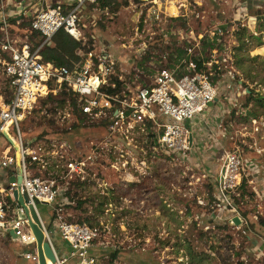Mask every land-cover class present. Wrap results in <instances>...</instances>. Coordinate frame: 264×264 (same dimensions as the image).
Returning <instances> with one entry per match:
<instances>
[{
	"label": "rangeland",
	"instance_id": "1",
	"mask_svg": "<svg viewBox=\"0 0 264 264\" xmlns=\"http://www.w3.org/2000/svg\"><path fill=\"white\" fill-rule=\"evenodd\" d=\"M124 1L117 0L116 11L87 6L82 15V43L91 44L95 53L111 55L116 63V75L129 85L130 91H136L144 83H150L157 70L168 65H160L157 60L138 68L139 50L147 45L143 42L150 41L154 27L142 32L133 13L135 3L128 0L125 6ZM174 1L164 0L162 6L159 4L162 11L169 13L167 21L186 14ZM196 1L198 17L189 15L184 18L189 28L184 20L185 26H180L188 28L196 38L204 36L203 41L210 40L214 45L212 50L199 46L191 54L199 59L207 58L212 64L206 71L212 74L210 79L214 83L221 84L220 93L224 85L233 84V89L230 86L224 93L233 107L230 118L223 123L231 125L223 150L238 151L242 158L258 166V174L243 176V190L239 187L236 191L237 195L243 192V196L232 197V206L247 217L251 230L244 234L245 225L241 224L242 229L232 227L230 219L234 216L228 221L222 219L233 212L215 198L221 160L213 161L216 166L213 175L206 176L203 169L206 165L210 169L212 162L204 165L202 159H196L192 164L188 160L171 159L159 149L155 152L149 129L146 134L132 136L129 145L120 140L104 145V125L91 124L83 117L76 120L69 99L61 106L62 98L56 96V100L37 105L19 123L20 130L26 138L65 141L72 147V155L83 158L93 144L102 146L94 149L97 159L90 162L80 177L57 183L66 189L62 198L65 204L69 203L62 210L63 218L72 223L87 219L84 225L98 229L99 238L93 251L99 254L102 264L114 252L115 264H264V256L253 246L260 240L256 235L264 240V0H252L251 10L247 12L253 15L251 21L245 12L232 16L235 7L240 9L239 0L234 1L235 7L226 0ZM172 5L177 7L175 14L169 10ZM30 17L28 14V19L11 29V33L19 46L26 44L34 49L40 38L29 29ZM165 21L162 20V27H168ZM220 27L225 33L215 40L213 31ZM159 43L153 51L155 59L168 52L174 63L175 57L183 56L182 51L195 42L181 44L171 35L168 46L160 48ZM213 65L222 76L216 75ZM1 71L0 67V108L10 98ZM217 99L222 101V95ZM2 143L8 144L0 136ZM6 174L9 179L10 172ZM36 207L42 219L49 216L48 205L36 203ZM43 221L48 227L49 222ZM33 246V243L23 246L7 234H0V264H37L23 257L34 251ZM63 255L59 253V257Z\"/></svg>",
	"mask_w": 264,
	"mask_h": 264
},
{
	"label": "built area",
	"instance_id": "2",
	"mask_svg": "<svg viewBox=\"0 0 264 264\" xmlns=\"http://www.w3.org/2000/svg\"><path fill=\"white\" fill-rule=\"evenodd\" d=\"M162 1L164 0H138L133 5V13L141 31L144 32L147 28L151 31L154 27L149 40L153 36H160V48L161 45L168 46L171 35L176 36L181 44L195 43L184 49L183 56L175 57L171 66L168 52L161 53L158 59L151 58L168 67L157 70L150 83L136 91H130L129 85L116 75L115 60L107 53L78 49L75 54L81 62L72 68L55 66L50 62H42L39 58V51L59 30L75 41H83V11L88 5H96L97 0H67L35 11L29 19V29L38 35L40 43L34 49L26 44L19 46L11 33L9 16L3 6V3H8L12 6L10 9L17 12V18L27 20L24 1L0 2V67L10 93L9 100L0 108V136L8 143L5 145L8 151L2 156L0 166L9 168L18 162L21 175L19 182L17 173H14L6 186L0 185V234H9L11 239L23 246L34 244V251L23 254L24 259L38 263L35 237L28 221V217L34 213L41 225L44 241L53 251L55 252V236H59L68 247V252L62 257L55 252V263L50 264H102L99 254L93 251L94 243L99 238L98 229L67 222L63 218L62 210L69 203L65 204L62 198L66 189L57 184L61 179L80 177L91 165L90 162L96 161L94 149H102V146L90 145L88 154L83 158L82 155H72V147L65 141L23 137L19 123L30 116L37 105L54 100L61 93L72 94L80 117L91 124L107 123L104 145L105 142L114 143L116 140L129 145L133 142L132 136L146 134L149 129L155 152L159 149L171 159L184 160L191 149V127L187 123L203 114L219 95L224 100H229L224 93L230 86L233 89V84L224 85L223 93H220L221 84L214 83L210 79L212 74L206 71L212 64L203 63L206 70L199 71L194 61L197 57L191 54L202 46L204 40V36L198 35L196 38L188 30L189 22L184 19L189 15L198 17L197 1L167 0L169 3L174 1L180 10H186L185 15L170 17L168 21L166 18L169 13L159 7V4L163 5ZM178 19L185 21L188 32L177 24ZM162 20L168 22V27H162ZM213 32L215 40L225 33L221 27ZM212 36L209 37L211 40ZM197 59L203 61V58ZM115 81L121 83L119 89ZM109 89L113 91L109 92ZM223 154L215 198L224 207L232 209V216L241 218L245 234L250 231L248 219L232 206V197L239 196L236 191L239 187L241 190L244 175L258 174V166L242 158L238 151L224 150ZM245 181L249 182L247 179ZM18 197L26 199L24 206L19 204ZM36 203L51 208L53 219L48 227L39 214ZM22 215L24 218L20 217ZM240 226L235 228L242 229Z\"/></svg>",
	"mask_w": 264,
	"mask_h": 264
},
{
	"label": "crops",
	"instance_id": "3",
	"mask_svg": "<svg viewBox=\"0 0 264 264\" xmlns=\"http://www.w3.org/2000/svg\"><path fill=\"white\" fill-rule=\"evenodd\" d=\"M24 1V5H26V15L28 14H33L35 11L39 10L40 8H43L44 5H49V4H55L57 2H66L67 0H22ZM231 2L233 3L234 6V1L236 0H226V2ZM242 1H244L242 3ZM229 2V3H230ZM240 3V9H237L235 6L236 11L232 14V16H236L238 12H242L244 14L245 12V17H248V20H252L253 15L248 14L249 11L251 10V5H252V0H239ZM41 5V6H40ZM3 6L5 7V13L7 16H9V23H10V28L14 29L15 25H13V21H21L24 22V18H17V12L15 10L10 9L11 7L9 6L8 3H3ZM248 12V13H247ZM236 13V14H235ZM17 16V17H16ZM226 101V102H223ZM232 106V103H228L227 100H222L219 101L218 99L215 100L212 104L208 106L206 111L197 116L192 122H188L191 124V134H190V142H191V149L189 154H187L186 158L184 160H188L189 163L193 164V161L196 159H202L204 161V165L206 162H212L211 164L213 165V161H218L220 160V154L223 153V143L224 139H226V136L229 134V131L231 129V125H226L224 126L223 123L227 121L228 118H230V113L232 110L230 109ZM220 126V127H219ZM220 136V137H219ZM3 150H5L3 152ZM7 149H5V145L0 144V161L2 156H4L7 153ZM214 166V167H213ZM210 169L209 167H204L203 172L206 174V176L213 175L212 171L216 167L213 165ZM220 168V164H219ZM219 170V169H218ZM7 172H10V178L7 179ZM14 173H17V168L16 165L9 167V168H2L0 166V185L1 186H6L8 181L11 179L12 175ZM49 207V206H48ZM260 209V206L258 207ZM49 216L47 218H43L45 221L50 222L51 218V208L49 207ZM42 217V216H41ZM227 217V218H226ZM232 217V213L228 215H225L222 219L225 220L230 219ZM244 217V216H243ZM247 218V217H246ZM221 219V220H222ZM251 230V229H250ZM260 240L255 241L253 243V246L255 249L260 252L259 255L264 256V240H262L260 235H256ZM53 244H54V249L59 256L60 254H66L68 252V247L62 240L57 238L55 236L53 238Z\"/></svg>",
	"mask_w": 264,
	"mask_h": 264
},
{
	"label": "trees",
	"instance_id": "4",
	"mask_svg": "<svg viewBox=\"0 0 264 264\" xmlns=\"http://www.w3.org/2000/svg\"><path fill=\"white\" fill-rule=\"evenodd\" d=\"M132 1L134 3L138 2V0H132ZM128 2H129L128 0H125L123 5L126 6L128 4ZM88 6H90V7L96 6V8L101 10V11H109V9H112V8H113V10L116 11L118 8L117 0H97L96 5H88ZM11 23H13V25H15V27H17L22 22L21 21H13ZM177 24L185 26L183 19H178ZM184 29L186 31H188L186 27ZM161 40H162V38L160 36H153L152 39H150V41H148L146 43L147 45L139 50V54L137 56V60H139V63L137 64L138 68H140L143 65V63L146 65L148 62L152 61L151 58L155 57V54L153 53V51H155V49H157L158 41H161ZM239 41H241V40H239ZM241 43H242V41H241ZM213 45H214L213 42L203 41L201 47L203 49H204V47H206L205 49L212 50ZM78 49H83L84 51H90V50H93V46L91 44L88 46L85 44L83 45L82 42L75 41L68 34H66L64 31L59 30L51 38L50 42L48 44H46L39 51V58L42 62H50L55 66H59V67L66 66L68 68H72L74 65L79 64L81 62L80 58L75 54L76 50H78ZM182 53H184V52L182 51ZM194 61L197 63V69L199 71L202 69L206 70V68H204V66H203L204 65L203 63H208L207 58L206 59L203 58V61H200L197 58H195ZM169 63H171L169 66H171L173 64V59L171 56L169 57ZM216 67H217L216 65H213V69L215 70L216 75L219 77V76H221V71L217 72V70H219V68L218 67L216 68ZM115 82L117 84V89H119L121 87V83L118 81H115ZM144 85H146V84L144 83L143 86ZM108 91L112 92L113 90L109 89ZM251 93L252 92L249 91V94H251ZM57 96L62 98L59 100V104L61 106L65 104V100L67 98L69 99L70 105L74 111L73 116H75L76 120L79 121V119H81V118H80V115L78 114L76 100L74 99L72 94L61 93ZM51 101H53V100H51ZM102 124L104 125L105 128H103V129L106 130V134H107V129H106L107 123L104 122ZM241 190H243V188H241ZM240 196L241 197L243 196V192H241V194L238 197H240ZM50 219L51 220L53 219V215L51 216ZM87 221H88L87 219H83L78 224H84ZM249 228H250V225H249ZM245 229H247V228H245ZM7 236L10 238L9 234ZM115 257H116V253L114 252L110 256V259H109V261H107L106 264H115L116 263V261L114 260Z\"/></svg>",
	"mask_w": 264,
	"mask_h": 264
},
{
	"label": "water",
	"instance_id": "5",
	"mask_svg": "<svg viewBox=\"0 0 264 264\" xmlns=\"http://www.w3.org/2000/svg\"><path fill=\"white\" fill-rule=\"evenodd\" d=\"M4 136L6 137V135ZM9 142L11 143L10 140ZM16 168H17V181L19 182L21 175H20V167L18 162L16 163ZM14 196L16 197V194ZM17 200L21 206H24V201L26 200L24 197H18ZM20 217L24 218L23 215ZM28 221H29L30 230L35 237V248L38 257L37 264H47L46 260H48L50 263H55L56 251L54 252L53 249L50 247V245L46 241H44V234L43 231L41 230V225L36 215L34 213H31V217H28ZM230 222L232 226L237 227L241 225L242 220L239 216H234L230 219Z\"/></svg>",
	"mask_w": 264,
	"mask_h": 264
},
{
	"label": "bare ground",
	"instance_id": "6",
	"mask_svg": "<svg viewBox=\"0 0 264 264\" xmlns=\"http://www.w3.org/2000/svg\"><path fill=\"white\" fill-rule=\"evenodd\" d=\"M176 9H177V7L173 6V5L171 7H169V10L171 11V14L172 13L175 14L176 13ZM46 263L50 264V262L48 260H46Z\"/></svg>",
	"mask_w": 264,
	"mask_h": 264
}]
</instances>
